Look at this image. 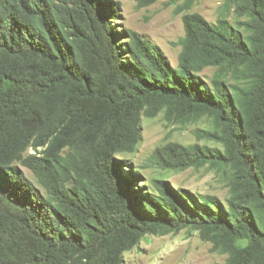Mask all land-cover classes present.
<instances>
[{"label": "trees", "instance_id": "trees-1", "mask_svg": "<svg viewBox=\"0 0 264 264\" xmlns=\"http://www.w3.org/2000/svg\"><path fill=\"white\" fill-rule=\"evenodd\" d=\"M225 10L237 26L183 14L174 68L114 23L119 0H0V264H123L145 236L185 228L226 255L218 264H264V0ZM160 113L210 128L157 147L154 165L223 171L229 204L166 180L147 187L120 158L136 150L141 117Z\"/></svg>", "mask_w": 264, "mask_h": 264}, {"label": "rangeland", "instance_id": "rangeland-1", "mask_svg": "<svg viewBox=\"0 0 264 264\" xmlns=\"http://www.w3.org/2000/svg\"><path fill=\"white\" fill-rule=\"evenodd\" d=\"M122 3V18L114 22L119 29L130 28L141 36L159 45L172 67H178L181 46L180 38L184 36L183 14L200 13L208 21L217 22L225 14L237 26L234 11H224L225 0H196L188 11L179 12L185 0H157L155 3L139 7L138 0H119ZM215 68H206L200 76L210 82ZM142 134L136 150L125 153L120 158L129 161V168L139 171L143 180L141 184L152 186L156 179L166 180L176 188H184L196 194L218 196L229 204L232 196L226 173L218 172L207 166L199 169L189 168L181 172L161 170L152 162V154L159 146L169 142L190 145L197 142L195 133L198 129H209L210 123L202 119L187 125L166 120L164 113L154 118L141 117ZM202 145L219 146L206 140ZM34 151H31V153ZM26 175L38 184L32 172L22 167ZM212 245L202 240L198 231L191 228L168 234L147 235L131 251L124 254L123 264H218L226 260V255L213 252Z\"/></svg>", "mask_w": 264, "mask_h": 264}]
</instances>
